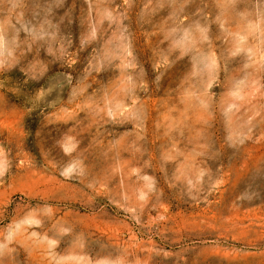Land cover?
<instances>
[{
    "label": "rangeland",
    "instance_id": "374dc122",
    "mask_svg": "<svg viewBox=\"0 0 264 264\" xmlns=\"http://www.w3.org/2000/svg\"><path fill=\"white\" fill-rule=\"evenodd\" d=\"M0 264H264V0H0Z\"/></svg>",
    "mask_w": 264,
    "mask_h": 264
}]
</instances>
